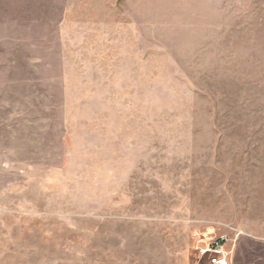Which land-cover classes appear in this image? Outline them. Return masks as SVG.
<instances>
[{
    "label": "rangeland",
    "instance_id": "374dc122",
    "mask_svg": "<svg viewBox=\"0 0 264 264\" xmlns=\"http://www.w3.org/2000/svg\"><path fill=\"white\" fill-rule=\"evenodd\" d=\"M264 264V0H0V264Z\"/></svg>",
    "mask_w": 264,
    "mask_h": 264
},
{
    "label": "built area",
    "instance_id": "2783aa9c",
    "mask_svg": "<svg viewBox=\"0 0 264 264\" xmlns=\"http://www.w3.org/2000/svg\"><path fill=\"white\" fill-rule=\"evenodd\" d=\"M239 235L231 238L228 235L212 236L205 233L195 235L197 256L207 264H233L231 246L236 247Z\"/></svg>",
    "mask_w": 264,
    "mask_h": 264
}]
</instances>
